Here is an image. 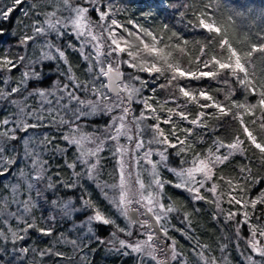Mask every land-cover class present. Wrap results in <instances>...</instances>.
<instances>
[{"label": "trees", "instance_id": "16d2710c", "mask_svg": "<svg viewBox=\"0 0 264 264\" xmlns=\"http://www.w3.org/2000/svg\"><path fill=\"white\" fill-rule=\"evenodd\" d=\"M30 1L31 5L26 6V11L16 13L23 1L17 4L14 0H10L8 2L9 7L4 9L5 7H3L0 0V13L8 12V9H12L6 16H3L4 18L0 19V63H3L6 58L16 65L11 71L7 68H0V71L7 72L11 85L5 84V81L0 78V123L11 118V110L14 106V101L10 100L11 97L15 100L22 98L25 93L28 94L23 97L24 103L28 106L35 101L38 96L37 92L43 91L60 95L62 99L71 105L72 102L78 105L81 113L79 118L72 123L80 129L79 131L86 132L90 137L97 134V131L100 134H104L106 116L103 117L104 114L100 111L97 116L86 117V111L89 107L88 102H98L100 104L98 109H103V112L113 102L100 101L99 98L95 97L96 91H93V89H96V84L101 86L106 95L109 94L103 87L104 78L101 73L95 67L90 66L93 58L85 50L87 43H82L85 39L93 40L98 46L107 42L105 41L107 40L105 35L100 34L104 29L103 19L111 24L113 20L117 22L116 25H112L116 38L121 43L125 42L124 37L129 38L133 42L128 43V46L125 47L124 55L127 56L129 52L133 53L131 57L135 60L133 64L136 67L129 68L122 64V78L127 76L130 77L129 79L132 78L131 81L138 87L139 95L141 97L144 95L145 97V102H147V104H144L145 106L172 109L173 123L177 112L174 111L173 105L175 106L178 103L182 108L187 104L197 106L195 99L185 98L180 93L179 88L181 86L192 93L195 98H198L201 92H205L219 101L227 102V104H229V101H247L251 95L239 84L237 78L225 72H220L216 77L193 79L189 76L180 77L173 70L181 67L182 71L196 73L199 76L201 71H208L207 69L200 70L199 68L202 67L200 65L208 63L214 55L225 54L228 45L242 57L254 45L264 46V0H88L86 4L96 3L98 10L90 12V17L87 18L85 23L87 27L82 29L83 35H74L70 32V29L61 32V41L56 43L58 44V50L64 53V62L61 63L54 58V54L51 55L54 58L53 60L35 62V59L27 56V49L30 43H25L23 38L15 37V35L19 34L16 31L19 30L20 24L23 27L22 31L25 29L23 33L26 36H32L31 24L34 22L36 14L41 10L42 12H48L46 10L48 8L47 3L49 4L52 0ZM72 1L69 0V2ZM205 11L214 18L216 27L220 29L219 32L202 33L197 29L200 22L199 14ZM101 13H105V17L101 18ZM12 20H15L16 24L13 29V33H15L12 37H8L6 33L13 28L11 27ZM136 24L144 30L154 32L161 38L168 37L172 39L175 45L173 57L168 59L166 63L159 62L155 64L162 69L161 72L141 70V68H150L153 64L147 63L146 65L138 61L140 54L148 51L149 47L145 48V45L148 44L142 42L139 36L134 35V32H139L138 34L142 35L134 26ZM117 25L120 27H117ZM93 36L96 39H92ZM222 40H227L228 45L222 47ZM168 65H172L173 68L169 69ZM246 66L248 67L249 76L254 82H264V52H253ZM209 71H213V69ZM215 71L219 72V69ZM64 75H66L67 79H65ZM173 75H176L177 79L172 80ZM26 76H28L27 79ZM240 78H243V74L240 75ZM22 79L25 80V86L23 88L18 86L16 88L17 92L10 94L9 90L15 87V83H20ZM137 81L140 83H136ZM64 85H68L67 90L64 89ZM76 85H81L82 87L78 90L75 89ZM73 89H75L79 100L84 101L83 105L77 100L70 101L68 99L67 91ZM111 97L115 100L114 96ZM251 97L253 96L251 95ZM256 97L258 100L259 96L256 95ZM115 101L114 103H117V100ZM255 103L256 101H254ZM163 116L166 117V115ZM251 116L256 120V123L253 124V119H250V124L254 126L255 132L259 134L258 138H260V141L264 142V133L259 132L261 110L259 108L254 109ZM48 119H51V116L43 123L44 126L42 125L49 130L46 131L45 144L47 143L51 150L54 148L61 149L63 147L62 138L67 135V126L62 123L58 126L60 131H54L53 126L55 125L53 123L55 121L54 119L53 121ZM171 125L160 123L164 132ZM3 131L4 126L0 131V141L6 144L7 148L3 151L6 154L4 155V160L1 161L3 162L1 168L6 170L13 164V159L18 157L19 144L15 137H7L2 133ZM16 131L20 132L21 130L16 129ZM217 136L227 141L239 138L244 142L240 148L241 154L230 156L222 166L214 170L213 178L210 180L217 183L216 179L219 178L217 187L220 188V191L218 193L219 197L221 195L223 198L221 197V199L214 201L208 192L203 191L199 194L203 199H196V196H191L176 187L172 172L162 169L164 199L179 211L175 214L185 219L183 234L178 242L175 241V245L177 249H180L186 264L208 263L207 261L216 255L218 248L222 245L229 252L231 264H245L244 259L238 254L245 253L244 255H246L248 249L246 244L241 241L242 237L238 233H243L245 230L251 231L253 226H256V228L264 227V202L260 200L262 195H264V189H255L256 185L264 182V155L248 141L240 120L233 119L232 116L216 114L207 120L204 131L202 130L199 136L196 137L201 151L207 150L208 146L212 145V140ZM178 158L182 159L179 156ZM49 160L51 159L49 158ZM99 163L112 167V163H109L105 156H100ZM69 165L70 160L63 155L51 160V169L48 175L51 190L46 188L43 181L34 180V192L41 199L43 198V200H37L35 216L43 223L36 224V230L39 233H49L48 235L53 238L63 234L67 226V221H63L57 213L53 212L54 206L51 200L57 201L62 197H68L69 191L63 189V187L68 186L69 181H71ZM170 166L174 171L178 170V166L175 167V163ZM112 171L109 168V171L105 173L107 175H103L104 178L109 179V173H112ZM228 181L232 182L231 185L239 184L240 187H238L239 191L236 197L238 200H242V203H229L227 201L225 197L227 193L225 191L227 187H230ZM3 190L4 188L0 181V196L3 195ZM91 198L87 200L92 204V208L103 211L104 207L101 201L96 199V197ZM252 200L258 201L255 209L251 206ZM102 213L108 217V214ZM230 213L235 215L230 216ZM245 213H247V216L244 215ZM240 216H243V221L240 222L242 228H240V232L235 233L230 222L238 221ZM101 226V224L96 222L94 228L101 233ZM174 226H176V223H174ZM112 227L113 225L109 224V228ZM129 227L137 231L141 226L129 222ZM179 227L183 229L184 226L180 224ZM112 229H114L113 231L116 234L115 240H112L114 237L109 230L102 234L100 239L88 244V250L93 251V256L87 260L86 264H135L132 255L122 253L124 252V246L121 244V239L129 242L130 237L121 234L117 228ZM123 229L125 230L126 228L124 227ZM33 230L35 229H32V232ZM109 241H112L111 244L108 243ZM83 247L82 244L78 250L81 251ZM110 247L114 248L112 253L106 251ZM106 252L108 253L107 255H105ZM61 258V256L54 255L45 264H61L65 261ZM262 264H264V261Z\"/></svg>", "mask_w": 264, "mask_h": 264}, {"label": "rangeland", "instance_id": "374dc122", "mask_svg": "<svg viewBox=\"0 0 264 264\" xmlns=\"http://www.w3.org/2000/svg\"><path fill=\"white\" fill-rule=\"evenodd\" d=\"M9 1L10 0H1L3 7H5L4 9L9 7ZM21 1H23V3L18 7V11H16V13L26 11V6L31 2L30 0ZM87 1L88 0H73L72 2H69L70 7L64 4V0L50 1L49 4L47 3L48 8L46 10L48 12H42L41 10L38 14H36L35 20L31 24L33 30L32 36H26L23 33L25 32V29L22 31L23 27L20 24L19 30L16 31L19 34L15 35V37L20 39L30 37V39L25 40V43H30L29 48L27 49V56L31 57V59H35V62L50 61L54 58L57 59L59 63L64 62V57H60L59 51H57L58 44L56 43H60L61 32L66 29H70V32L74 35H80L72 28L70 23L66 24V22L75 17L76 13L72 10L73 8H87L88 11L85 13L87 22V18L90 17V12L98 10L96 3L88 5L86 4ZM4 13L5 12L0 13V19L4 18ZM198 18L200 22L197 29L202 33L210 32L202 26V21L206 24H212L215 28H217L214 18L209 13H206V11L200 13ZM56 21H60V23L56 24L55 29L51 28L50 23H55ZM102 22H104V29L100 34L103 36L105 35V39H107L105 40L107 41L105 44L103 43V45L101 44L98 46L90 39L82 41V43H87L85 50L89 53V55H92L93 58L90 66L95 67L99 72L101 67L107 68L109 64L113 65V67H118L120 71L122 64L131 68L130 65L135 62L131 56L124 55V52H111L114 45L111 44L109 34L115 33V30L113 29V25L111 23L105 22L104 19ZM134 26L142 34L140 35L138 34L139 32H134V35L139 36L142 42L148 44L149 47L148 51L140 54L138 61L145 63L146 65L147 63H166L168 59L173 57L172 54L175 45L171 38H161L152 31L142 29L137 24ZM11 27H13L11 31L6 33L8 37H12L15 33H13V29L16 27L15 20H12ZM37 28H41L43 31L37 32ZM124 39L125 42L120 43L121 47L126 50L125 47L128 46V43L130 44L133 42L127 37H124ZM153 46L159 51L151 52L150 49H152ZM52 54H54V58L51 56ZM230 55L231 53L229 52L227 46L225 54L222 53L220 56H212L211 60L208 62L209 66L205 67L201 64L200 66L202 67L199 69H207L208 71L213 69V71H215L218 69V66L213 62V57L221 60L222 62H227V58ZM179 69L182 70L181 67ZM27 77L28 76H26V79ZM64 77L67 79L66 75H64ZM0 78L5 81V84H9V86H11L7 77V72H4L3 70L0 71ZM103 78L105 85L107 84V78L106 76H103ZM129 78L130 77L128 76L123 77L120 81V86L122 88L126 85L128 88H134L137 90L131 97L128 104L129 106L125 105L124 97L122 95L123 93H121L119 101H117L120 102L121 107H113L114 101L117 100V98L114 94L109 93L108 89L105 88V91L108 92L109 95L115 97V100H108V103L109 101L113 103L107 107L105 112L101 109L99 110L98 108L95 112H92L90 107H88L86 111V117L93 115L97 116L100 111L104 114L103 117L106 116L104 134H100L98 133L99 131H97V134L93 136L98 140H103L104 143L102 145V151L98 153V156L90 158L93 163L97 162L98 159L97 168L91 176L87 174L88 169L81 163L80 147L70 142L73 138H79L87 135L86 132L83 133L79 131L80 129L72 123L77 119L75 114L78 112L81 113V109H79L76 103L72 102L71 105L69 102L62 99L60 95L53 93L45 92V97H41L38 94L40 91L37 92L38 96L35 101L28 106L23 101V97L28 95L26 93L19 99L14 100L13 97L10 98L11 101H14V106L11 110V118L3 120L0 123V131L4 126V131L2 133H4L7 137H15L16 140H18L19 154L16 159H13V164L10 165L8 169H2L1 167L3 162L1 161L4 160V155L6 154L3 151L7 148V145L0 141V181L2 187L4 188V192L2 193L3 195L0 196V264H45L54 255L61 256V259L63 261L65 260L61 264H86L87 260L93 256V251L88 250V244L100 239V236L109 230L114 237L112 240H115L116 234L112 228H117L121 234L130 237L128 240L129 242L121 239V241H124V252H122L123 249L121 252L123 254L129 253L132 255L134 257L135 264H163L165 261L167 264H186L180 249H177L175 245V241L178 242V240H180V236L183 234L185 219L180 217L178 214H175L179 211L173 208V206L164 199L162 189V169L172 172L175 184L182 185L178 188L191 196H197L201 192L206 191L214 201L221 199L222 196L220 195L219 197L218 193L220 188L217 187V184L219 185V178L216 179L217 183L205 180L204 186L200 187L194 182L185 184V178L177 175L181 168L186 169L193 167L194 165L192 161L194 159H203L215 152L217 141L229 144L235 142L236 140L227 141L226 139L217 136L214 140H212V145L208 146L207 150L202 152L197 144L196 137L199 136V133H201L202 130L204 131L207 120L216 114L220 115V113L215 106L201 108L200 105L214 103L223 104L226 107L231 108L233 114L240 115L244 124H246L250 129H254V126L250 124V119L254 120L251 113L247 112L243 108L232 107V105L234 103L243 105L254 104V101L257 102V97H251L250 95L247 101H229V104H227V102L219 101L212 96V100H206L204 97L199 96L198 98H195L197 106L187 104L182 108V106L178 103L175 106L173 105L175 112L183 111L188 115V120H181L178 115L174 118L177 135L182 140L186 139V143L184 145L178 144L175 149L168 148L167 152L164 153L167 160L164 161L162 160L160 153L163 152L167 146L156 143L153 140L156 133L155 129L151 126L158 123L156 117H159V122H162L163 119H166L169 116L172 117V112L168 111L169 108L163 109L159 106L152 107L151 109H155V111H152L150 108L145 106L144 95H142V97L139 95L138 87L133 81H131L132 78ZM136 83L140 82L137 81ZM18 86L23 88L25 86V80L22 79L20 83H15L14 88H18ZM96 90L95 97L100 100V97L106 93L102 90L99 84H96ZM122 107L129 108V114L124 123L127 126L128 135L132 136L133 139L129 140L127 136L122 135L118 140H109L106 137L109 135H115L114 126H119L120 121L118 118L122 115ZM201 112L205 113L202 117L198 115ZM141 114H143L146 118L136 121L135 118L140 117ZM163 115H166V117ZM50 116L51 119L48 120L53 121L54 119L55 121L53 123V125H55L53 126L54 131H60L58 126L62 123L67 126V135L62 138L63 147L61 149L54 148L51 150V147L47 146V143L45 144L44 138L46 131L49 130L43 127V123H45L47 118H50ZM192 119H197L198 122L196 124H191L189 121ZM25 125H29V127L25 128ZM32 125H35V127H32ZM171 128L172 125L167 128V131L165 132L166 135L169 133ZM16 129H20L21 131L18 132ZM183 129H191V134L188 135L183 131ZM255 134L259 136L256 132ZM104 135H106V137H104ZM65 137H68V139H65ZM169 139L172 140L173 143H176V140L173 137L169 136ZM258 139L260 140V138ZM138 140L143 141L142 146L139 148L136 147ZM84 146L86 148L94 147V145L88 144L87 142H85ZM119 147L123 148V152H117V148ZM181 147H183L185 151L177 155V152ZM230 152L232 153L230 155L231 157L238 153L241 154L240 150L233 152L227 148H221L220 152L217 154H229ZM145 153H148V155L146 156ZM62 155L70 160V165H74V167H70L69 165V168L71 169V181H69L68 186L63 187V189H67L69 191L67 194L68 197H62L57 201L51 200L54 206L53 212L57 213L63 221H67L65 232L53 238L48 234L39 233L36 230V224L43 223L42 221H39L37 216H35V212L37 210V200H43V198L41 199V197L36 195V192H34V180H37V175L41 176L42 178L37 181H43L46 188L51 190L48 176L51 169V160H54L55 157L57 158ZM100 156H105L109 163H112V167L110 165L107 166L106 164L104 165L99 163ZM178 156L182 159L180 160ZM49 158L51 160H49ZM121 163H123L124 173L123 190L128 193L129 199L132 201V203L126 205L127 209L130 207H137L139 210V216L142 218V209L152 207L153 212L151 213L153 216H161L160 221L157 223L163 233L162 244L156 242L154 239L148 241V237L150 235L153 237L154 232L147 226L140 227L137 231L130 229L129 221L123 211L124 206H121L118 203L122 190ZM174 163L175 167L178 166V170L174 171V169L170 166ZM222 165L223 164H217L213 169V174L215 172L214 170ZM109 168L113 171L112 173H109L110 178L106 179L103 175L109 171ZM195 176L197 180L203 179V176L199 173H196ZM156 180L160 181L162 187L155 183ZM213 184L216 185L215 193L209 191ZM141 185H143V187H141ZM238 187H240L239 184H232L230 187H227L225 191L227 196L224 193L227 201L232 200L233 197L237 199L236 194L239 191ZM189 188H192L193 191H189ZM195 189H199L198 193ZM255 189H264V182L256 185ZM229 193H231V195H229ZM91 197H96V199L101 201V204L104 207L103 211L92 208V204H90L87 200ZM149 197L153 198L154 201L158 200L160 205H164L165 209L170 207L173 211L168 212L161 210V208L155 203L151 205L148 204L147 198ZM137 201H139V203H137ZM232 202L235 203L234 200ZM102 212L108 214V217ZM97 213L109 220V224H112L113 227L109 228V224L105 225L102 221L94 219ZM241 221H243V216H240V219L236 222H230V225L233 227L235 233L240 232V228H242L240 223ZM96 222L102 225L101 233L94 228ZM174 223H176V226H174ZM117 224H119V226L116 227ZM180 224L184 226L183 229L179 227ZM139 225L141 226V224ZM124 227L126 228L125 230L123 229ZM32 229L35 230L32 232ZM260 229H264V227H257L255 230L258 233ZM252 232L253 229L251 231L245 230L243 233H238L242 237L241 241L246 244L248 249L246 255H244L245 253H240L238 255L244 259L245 264H262L264 256L260 255L259 252L255 251L251 247V243L253 242ZM255 240L260 242L257 245L258 247H264V237L257 235ZM111 242L112 241H109L108 243L111 244ZM82 244L84 247L80 251L78 249ZM129 245H140L142 250L139 252L134 251L133 247H129ZM167 245L171 246L168 253L165 252ZM106 251H108V253H112L114 248L110 247L106 249ZM108 253L106 252L105 255ZM229 259V252H227L224 245H222L218 248L216 255L211 257V260H208V263L205 264H231Z\"/></svg>", "mask_w": 264, "mask_h": 264}, {"label": "snow or ice", "instance_id": "6c2138e0", "mask_svg": "<svg viewBox=\"0 0 264 264\" xmlns=\"http://www.w3.org/2000/svg\"><path fill=\"white\" fill-rule=\"evenodd\" d=\"M21 2V0H15V3L19 4ZM64 4L66 6L70 7L69 4V0H64ZM73 11H75L76 15L74 18H71L69 21L66 22L70 23L72 28L78 32L80 35H83V31L82 29L85 27V23H86V16L85 13L88 11L87 8H73ZM12 9H8V12H11ZM8 12H5L4 15L6 16L8 14ZM54 15V14H53ZM104 15H106L105 13H101V18L104 17ZM60 23V21H56L55 23H50V27L55 29L56 28V24ZM113 25H116L117 22L115 20L112 21ZM202 26L206 29H208V31L212 32H219L220 29L219 28H215L212 24H206L203 21L201 22ZM117 27H120L119 25H117ZM37 32H42L43 29L41 28H37L36 29ZM110 38H111V44L114 45V47L111 49V52H124L125 49L123 47H121V43L119 40H117L116 38V34L115 33H110ZM150 35V33H149ZM30 39V37H26L25 40ZM92 39H96L95 36L92 37ZM224 45H228V41L227 40H222L221 46L223 47ZM145 48H148V45H145ZM228 50L231 53V55L227 58V62H222L219 59H216L215 57H213V62L218 66L219 72L216 71H201L199 73V76L196 75V73H186L182 70H180L179 68H175L173 71L175 73H178L180 77H184V76H189L193 79H199L202 77H216L217 75H219L220 72H225L228 75L235 77L238 79V82L240 85H242L249 94H251L252 96H259V99L257 100V102L255 104H248V105H243V104H238V103H234L232 105V107H236V108H243L245 109L247 112L252 113V111L256 108H259L261 110V116H260V123H259V132L260 133H264V82H254L253 79L250 78L249 76V71H248V67L246 66L247 62L251 59L253 52H264V46H253L251 48L250 51H248L244 57H242L241 55H239L237 53V51L235 49H233L230 45H228ZM57 51H59L57 49ZM151 52H157L159 50L155 49V47L153 46L152 49H150ZM111 54V53H110ZM59 55L60 57L64 56L63 51H59ZM129 56H132L133 53L129 52L128 53ZM10 66V67H9ZM131 67H136L135 64H131ZM205 67H208V63H205L204 65ZM16 65L11 61L5 58V60L3 61V63H0V68H7L9 71H11L12 68H15ZM169 69H172L173 66L172 65H168ZM141 70L143 71H148V72H161L162 69L157 67L155 64H153L150 68H141ZM100 73L103 76H108L109 79V84H105L103 85L104 88H107L109 92H114L115 93V97L117 98V101H119V97H120V92L121 91H125L128 93V99H131V97L136 93V89L134 88H128V86H124L123 88H121L120 86V79L122 76V73H120V71L118 70V67H113V65L109 64L107 66V68L101 67L100 68ZM243 74V78H240V75ZM177 79L176 75L172 76V80ZM171 82V81H170ZM81 85H76L75 89H79L81 88ZM64 89L67 90L68 89V85H64ZM75 89L73 90H68L67 91V95H68V99L71 100H77L81 105L84 104V101L79 100V97L76 96V92ZM257 89H259V91H257ZM93 91H97L96 89H93ZM180 93L186 97V98H190L192 100L195 99V97L192 95V93H190L188 90H186L184 87H180L179 88ZM17 89L16 88H12L10 90V94L11 93H16ZM41 97H45V92L40 91L38 93ZM200 96L204 97V99L206 100H212L211 96H208L207 93L205 92H201ZM112 97L109 95H102L100 97V100L103 101H108L111 100ZM147 104V102H145ZM88 106L92 109V112H95L96 109L98 107H100V104L98 102H93V101H89L88 102ZM215 106L218 109V112L220 113L221 116H232L233 119H239L241 124L243 125V131L244 134L246 135L248 141L255 146V148L259 149L260 153L262 155H264V142H261L258 139V136L255 134V130L254 129H250L246 124H244V121L242 119V117L238 114H233L231 111V108L226 107L223 104L220 103H214V104H202L200 105L201 108H208V107H213ZM113 107H121V104L119 102L114 103ZM148 108L151 109L150 105H147ZM103 110V109H101ZM111 110V109H108ZM152 111H155V109H151ZM122 111V115L118 118L120 123L119 126L116 127L114 126V131H115V135H109L107 138L109 140H118L120 136H127V138L129 140H132L133 137L128 135V129L126 124L124 123L125 119L127 118L128 114H129V108L128 107H122L121 108ZM169 112H172V109H168ZM76 118H79L80 113H76ZM176 115H178L180 117L181 120H188V115L183 112V111H179L176 113ZM200 117L204 116L205 113L201 112L198 114ZM146 117L143 116V114H141L140 117H136L135 120L139 121L141 119H144ZM156 119L158 120V123L152 125L151 127L153 129H155V135L153 137V140L156 143L162 144V145H166L167 147H165L164 151L160 153L162 160L166 161L167 157L164 155L165 152H167L168 148H177L178 144L179 145H184L186 143V139H180V137L177 135V131H176V126L172 121V117L169 116L168 118L164 119L162 121L163 124H172V128L170 129L169 133L166 135L164 130L160 127V123L159 122V117H156ZM63 122V121H62ZM191 124H196L198 121L197 119H192L191 121H189ZM6 123V121H5ZM253 124L256 123V120L252 121ZM25 128L29 127V125H25ZM32 127H35V125H32ZM184 132H186L188 135L191 134V129H183ZM169 136L173 137L176 140V143H173L172 140L169 139ZM65 139H68V137H65ZM73 144H76L80 147V159H81V163L88 169L87 174L89 176H91L93 174V172L95 171V169L97 168V163H98V159L97 162L93 163L91 162L90 158L91 157H97L98 153L100 151H102V145H103V140H98L95 137H90V136H81L79 138H73L70 141ZM85 142H87L88 144H92L94 145V147H88L86 148ZM244 142L241 141L239 138H236L235 142L233 143H229V144H224L222 141H217L216 142V150L215 152L211 153L209 156L203 158V159H194L192 161L193 163V167L190 168H181L179 170V172L177 173V175H179L184 179V183H189V182H194L195 184H198L200 187L204 186L205 180H211L213 178V169L216 167L217 164H223L225 161H227L229 159V156L232 154L231 152L229 154H217L220 152L221 148H227L232 150L233 152L235 151H239L241 148V145ZM143 144L142 140H138L136 147L139 148L141 147ZM185 151V149L183 147L179 148V151L177 152V155H179L180 153H183ZM117 152H123V148L119 147L117 148ZM145 155L147 156L148 153H145ZM70 167H74V165H70ZM121 181H122V185H121V193H120V199H119V205L124 206L123 207V211L125 212V214H127V204L132 203V201L129 199L128 193L126 191L123 190L124 188V173H123V163H121ZM199 173L200 175L203 176V179L197 180L195 174ZM42 177L37 175L36 179L39 180ZM221 179H223V177H221ZM155 183L159 186L162 187V185L160 184L159 180H156ZM229 185H231V181H228ZM181 184H177L176 187H181ZM141 187H143V185H141ZM189 191H193L192 188L188 189ZM195 191L198 193L199 189H195ZM209 191L215 193L216 192V185L213 184V186L209 189ZM229 195H231V193H229ZM196 199H203L202 196L197 195ZM148 200V204H157L161 210L164 211H168L171 212L173 211L172 208H164V205H160L158 200L154 201L153 198L149 197L147 198ZM235 201V203H242V200H237L235 199V197L232 198V200H230L229 202L231 203L232 201ZM261 202H264V195H262V197L260 198ZM137 203H139V201H137ZM258 203L257 200H252L251 201V206L253 209H255L256 204ZM138 211V210H137ZM147 211L149 213L153 212V208L152 207H148ZM235 215L234 213H230V216ZM245 216H247V213L244 214ZM155 220L157 222L160 221L161 216L156 215ZM94 219H96L97 221H102L103 224H109L110 221L105 219L103 216L99 215V213H97V215L94 217ZM245 223H247V221H245ZM147 226V221H145L143 224H141V227H145ZM256 226H253V232H252V236H253V242L251 243V247L260 253V255L264 256V247H258L257 245L260 243L259 241L255 240V237L257 235L264 237V229H260V231L257 233V231L255 230ZM43 231V230H42ZM49 234V233H46ZM153 239V237L150 235L148 237V241H151ZM121 244L124 245V241H121ZM129 247H133L134 251H141V246L140 245H135V246H131L129 245Z\"/></svg>", "mask_w": 264, "mask_h": 264}, {"label": "water", "instance_id": "95a60500", "mask_svg": "<svg viewBox=\"0 0 264 264\" xmlns=\"http://www.w3.org/2000/svg\"><path fill=\"white\" fill-rule=\"evenodd\" d=\"M119 70V69H118ZM120 71V70H119ZM120 73H121V71H120ZM106 78H107V84H109V77L108 76H106ZM122 80V76H121V79H120V81ZM120 81H119V83H120ZM122 88V87H121ZM109 92V91H108ZM109 93H111V94H114L115 95V93L114 92H109ZM120 93H123V96H124V98H125V105H128L129 104V102H130V100L131 99H128V93L127 92H125V91H121ZM138 210V208L137 207H130V208H128L127 209V214H126V218H127V220L130 222V223H135V224H138L140 221H141V218H140V216H139V210ZM142 217L144 218L143 220H142V222H145V221H147V227L148 228H150V229H152L153 230V232H154V235H153V239L156 241V242H158V243H162L163 242V239H162V230H161V228L159 227V225H158V223H157V221L155 220V218H154V216H153V214L152 213H149L148 211H147V209H145V208H143L142 209ZM96 216V215H95ZM171 249V246H169V245H167V247L165 248V252L166 253H168V251ZM163 264H167V262L165 261V262H163Z\"/></svg>", "mask_w": 264, "mask_h": 264}, {"label": "flooded vegetation", "instance_id": "af4514ba", "mask_svg": "<svg viewBox=\"0 0 264 264\" xmlns=\"http://www.w3.org/2000/svg\"><path fill=\"white\" fill-rule=\"evenodd\" d=\"M144 218H141V221L138 224H143L144 222H142ZM144 221V220H143ZM162 244V243H161Z\"/></svg>", "mask_w": 264, "mask_h": 264}]
</instances>
